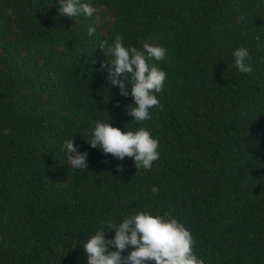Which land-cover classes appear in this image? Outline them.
<instances>
[{"label": "trees", "instance_id": "trees-1", "mask_svg": "<svg viewBox=\"0 0 264 264\" xmlns=\"http://www.w3.org/2000/svg\"><path fill=\"white\" fill-rule=\"evenodd\" d=\"M84 2L91 18L60 15L59 0H0V264H86L103 222L142 211L177 219L204 264H264V0ZM118 36L168 49L149 61L167 73L163 110L143 122L101 67V43ZM239 49L251 74L235 68ZM96 121L147 129L159 160L136 169L92 148ZM72 138L85 170L67 164Z\"/></svg>", "mask_w": 264, "mask_h": 264}, {"label": "clouds", "instance_id": "clouds-1", "mask_svg": "<svg viewBox=\"0 0 264 264\" xmlns=\"http://www.w3.org/2000/svg\"><path fill=\"white\" fill-rule=\"evenodd\" d=\"M59 5V14L68 18H91L97 12L92 4L84 0H59ZM94 31V28H89V35ZM142 47L143 51L133 46L125 47L119 36L111 45L106 41L100 45L112 57L110 63L107 61V65L101 67H106V78L111 86L119 88L120 95H131L133 98L134 106H129L128 114L135 122L151 119L153 108L163 110L157 94L162 92L167 76L166 71L149 61H165L168 49L150 43H144ZM234 61L240 74L252 73L251 55L246 49L236 50ZM87 143L116 159L132 158L136 169L150 170L160 158L159 140L145 128L121 131L113 127L112 122L96 121L92 139ZM62 148L71 168H87L88 154L79 151L74 138L64 140ZM122 170V167L117 168V171ZM151 191L157 194L159 188L154 186ZM112 230L115 231L114 237L107 239L106 233ZM193 247L191 234L177 219L142 211L124 218L118 224L103 222L84 243L83 252L86 264H146L148 261H154L155 264H204L194 254ZM129 248L132 251L122 256Z\"/></svg>", "mask_w": 264, "mask_h": 264}]
</instances>
